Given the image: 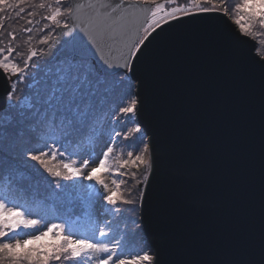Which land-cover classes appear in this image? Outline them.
Masks as SVG:
<instances>
[{
	"label": "snow or ice",
	"instance_id": "obj_1",
	"mask_svg": "<svg viewBox=\"0 0 264 264\" xmlns=\"http://www.w3.org/2000/svg\"><path fill=\"white\" fill-rule=\"evenodd\" d=\"M166 3L0 0V264H264V0ZM37 16L47 52L28 47ZM198 17L233 20L215 71L259 92L258 200L222 230L197 219L218 193L170 131L148 67L165 26Z\"/></svg>",
	"mask_w": 264,
	"mask_h": 264
},
{
	"label": "water",
	"instance_id": "obj_2",
	"mask_svg": "<svg viewBox=\"0 0 264 264\" xmlns=\"http://www.w3.org/2000/svg\"><path fill=\"white\" fill-rule=\"evenodd\" d=\"M172 24L165 26L148 67L156 74V95L170 131L203 159L218 193L197 219L212 230L232 222L247 223V209L259 194L258 87L242 86L235 92L220 80L214 66L221 56L217 38L231 30L239 35L238 29L228 17ZM7 87L6 80L0 79V97L6 99Z\"/></svg>",
	"mask_w": 264,
	"mask_h": 264
},
{
	"label": "rangeland",
	"instance_id": "obj_3",
	"mask_svg": "<svg viewBox=\"0 0 264 264\" xmlns=\"http://www.w3.org/2000/svg\"><path fill=\"white\" fill-rule=\"evenodd\" d=\"M36 2L38 3L39 0H36ZM159 2L162 3V4H165L166 9H169V10H170V6L167 5L166 0H159ZM180 2H181V3H185L186 0H180ZM229 2H230L231 4H233V5H235V4H238V3L240 2V0H229ZM26 5H27V4L23 5V7L27 10V9H28V7H27L28 5H27V6H26ZM10 15H11V12H10ZM26 19H27V17H22L17 23H18L21 27H23V26H25V21H26ZM36 19H39L40 22H39V24L34 25V32L31 34L34 38H33V40H32L31 45H29L28 47H32L34 50H37L38 53L41 52V51L47 52V51H48V47L45 46V45H43V44H40V43H39V39L43 38V35H44L45 33H43V32H38V31H36V29H39V28L43 27V25H44V24H47L48 22L42 20L39 16H37ZM230 20L233 22V20H232L231 18H230ZM233 23H234V22H233ZM234 25H235V24H234ZM235 26H236V25H235ZM236 28H237V26H236ZM47 31H49V30L46 29L45 32H47ZM17 34H18V35H21V33H20L19 31L17 32ZM23 38L26 39L27 37L25 36V37H23ZM5 39H7V38H5ZM255 42H256V41H255ZM257 47H259V45H257ZM23 51L26 53V52H27V48H25ZM36 63H37V65H38V68H35V69H31V68H30L29 71H30V72H33V73H36L39 77L42 78V77H43V71H42V70L46 69V68H47L48 66H50V65L45 64V61H44L43 58H37V59H36ZM107 139H108V136H107V133H105V135L102 137V139H101V141H100L99 147H96V152H99L100 149H101L102 147H104V143H103V141H104V140H107ZM119 139H120V138H117L118 141H119ZM127 143H128V142H122V144H127ZM122 144H120V143L117 144V146H116L117 153H119V152H121V151H124V152L126 153V152L129 150V149H127V148H123ZM32 163H35V162H32ZM37 167H39V166L37 165ZM41 171H42V169H41ZM44 176L47 177V174L44 173ZM47 179L51 180L52 178H51V177H47ZM85 183H88V182H85ZM124 187L127 188L128 185H125ZM39 191H40L41 193H46V191H47V189H46V185H44L43 183H41L40 188H39ZM101 219H103V216H102V215H101ZM121 227H123V224H121Z\"/></svg>",
	"mask_w": 264,
	"mask_h": 264
},
{
	"label": "trees",
	"instance_id": "obj_4",
	"mask_svg": "<svg viewBox=\"0 0 264 264\" xmlns=\"http://www.w3.org/2000/svg\"><path fill=\"white\" fill-rule=\"evenodd\" d=\"M27 6V5H26ZM28 7V6H27Z\"/></svg>",
	"mask_w": 264,
	"mask_h": 264
}]
</instances>
